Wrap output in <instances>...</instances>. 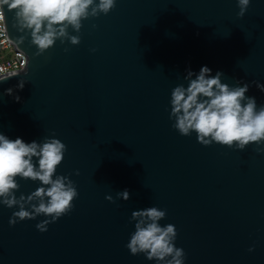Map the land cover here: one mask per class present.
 Here are the masks:
<instances>
[{
	"label": "water",
	"instance_id": "1",
	"mask_svg": "<svg viewBox=\"0 0 264 264\" xmlns=\"http://www.w3.org/2000/svg\"><path fill=\"white\" fill-rule=\"evenodd\" d=\"M238 12L237 0H117L80 33L69 28L79 45L57 40L37 56L5 8L4 32L29 64L0 83V133L29 143L55 134L68 149L56 175L70 176L79 197L46 232L36 225L48 217L10 226L18 207L0 204V264H157L126 247L132 212L148 207L167 210L160 223L176 227L185 264H264V143L204 146L169 118L172 90L205 65L231 87L248 83L264 105L252 83L264 84V0ZM21 79L16 102L5 90ZM17 181V197L42 186ZM125 189L127 201L116 195Z\"/></svg>",
	"mask_w": 264,
	"mask_h": 264
},
{
	"label": "clouds",
	"instance_id": "2",
	"mask_svg": "<svg viewBox=\"0 0 264 264\" xmlns=\"http://www.w3.org/2000/svg\"><path fill=\"white\" fill-rule=\"evenodd\" d=\"M116 3L117 0H0V22L6 23L5 8L14 11L13 27L20 33L30 32L31 43L38 49L36 55L40 56L54 47L57 40L62 44L70 41L74 46L79 45L81 36L71 35L69 28L80 33L84 20L109 14ZM237 3V15L242 18L251 0H237ZM26 39L27 35H21L13 43L18 48ZM69 50L64 49L65 52ZM28 64L27 58L23 71L5 72L0 68V83L26 72ZM223 76L220 71L213 75L212 69L206 65L199 73L188 69L184 76L187 86L181 84L171 92L169 118L173 121L172 127L182 136H191L195 132L198 142L204 146L216 143L243 151L250 143H264V105L258 108L255 97L246 95L250 89L248 83L238 81L242 86L231 87L222 82ZM26 83L28 81L19 80L14 87L5 90V95L20 102L21 97L16 93L23 91ZM252 83L264 91V84ZM54 136L46 137L42 143H29L0 133V204L9 209L18 207L9 220L10 226L45 216L48 219L36 227L46 232L50 224L70 214L75 207L74 201L79 197L75 182L70 176L56 175L68 151L67 145ZM34 158L38 160V167ZM75 174L80 175L79 170ZM18 177L39 181L42 186L27 196L17 197L15 193L21 187ZM116 195L124 201L130 199L127 189ZM106 198L115 203L111 195ZM166 216L167 210L158 207L132 212L135 231L126 245L132 255L143 253L149 261L154 260L157 264H185L186 253L175 243L176 227L160 223Z\"/></svg>",
	"mask_w": 264,
	"mask_h": 264
},
{
	"label": "built area",
	"instance_id": "3",
	"mask_svg": "<svg viewBox=\"0 0 264 264\" xmlns=\"http://www.w3.org/2000/svg\"><path fill=\"white\" fill-rule=\"evenodd\" d=\"M25 55L14 48L4 32L3 22H0V68L5 72L24 69Z\"/></svg>",
	"mask_w": 264,
	"mask_h": 264
}]
</instances>
